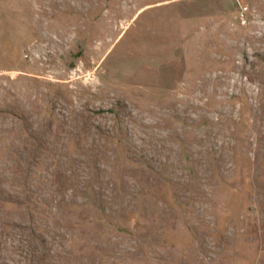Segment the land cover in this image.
Returning <instances> with one entry per match:
<instances>
[{
	"label": "rangeland",
	"instance_id": "obj_1",
	"mask_svg": "<svg viewBox=\"0 0 264 264\" xmlns=\"http://www.w3.org/2000/svg\"><path fill=\"white\" fill-rule=\"evenodd\" d=\"M0 264H264V0H0Z\"/></svg>",
	"mask_w": 264,
	"mask_h": 264
}]
</instances>
